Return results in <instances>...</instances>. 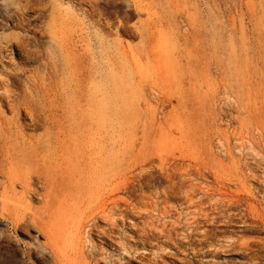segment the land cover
<instances>
[{"label": "rangeland", "instance_id": "1", "mask_svg": "<svg viewBox=\"0 0 264 264\" xmlns=\"http://www.w3.org/2000/svg\"><path fill=\"white\" fill-rule=\"evenodd\" d=\"M0 143L10 264H264V0H0Z\"/></svg>", "mask_w": 264, "mask_h": 264}, {"label": "bare ground", "instance_id": "2", "mask_svg": "<svg viewBox=\"0 0 264 264\" xmlns=\"http://www.w3.org/2000/svg\"><path fill=\"white\" fill-rule=\"evenodd\" d=\"M28 1H30V0H28ZM37 3L38 2L36 1V4ZM33 4L34 3H31V6ZM28 8L29 7H27V9ZM31 8H33V6ZM21 14H22V12H21ZM41 77L42 78L46 77V71H44L41 74ZM21 104L19 103L17 105H12V110L14 111V114L15 115H20L21 114V115H23V117L24 116L25 117L26 116L29 117L30 123L27 126L30 129H36L38 127H41L42 124H43V122H42L43 116L41 115L40 111L37 109L38 106L37 105H33V104H31L30 102H27V101H25L24 103H21ZM17 133L18 134L16 135V138L17 137L19 138V134L20 133L19 132H17ZM20 135L22 136L21 140H23L25 143L32 142V138H33L32 135H29L26 138L24 137V135H22V134H20ZM12 147L15 148L17 146L13 145ZM10 148H11L10 145H6L5 143H3V144L0 143V174L4 173V171H3L4 170L3 169L4 166H5V169H6L5 173H7L6 181L0 183L1 187L3 188L2 191L0 192V195H2L4 198H7L9 200L12 199L14 202L18 201V199L14 198V197L12 198L11 196H7L5 194V192H7L6 190L12 191V194L16 196L17 195V191H15V188H16V186H20V189H21L20 193L21 194H23L25 197H28V198H35L36 195L38 194L39 189L42 186L41 183L45 179L44 175H43L44 172H42V170H40V169L43 168V166L45 167L44 164H46L45 163L46 161L39 160L38 156H39L40 152H39L38 148H34L33 146L30 149H27L25 147H21L20 146L19 149H18V154L16 156H14V157L12 156L13 153L11 152ZM36 164H38V165L40 164V165H42V167L40 168L38 166V168H36ZM105 192H106L105 195H109V194L112 193V190L111 189H107ZM103 197H105V196H103ZM103 197H101V195L99 196V198H98L99 199V204L96 206L97 210L90 214L91 215V217H90L91 220L96 217L97 213L100 214V212L104 211L106 206L103 207L102 204H105V205L113 204L112 206L109 207V210L112 211L114 209L113 206H114V204H116V201H114L113 199H107V201H104V200L101 199ZM105 198H108V196L105 197ZM100 199L102 200L101 202H100ZM124 203H125V205L123 206V210L127 212L128 209H129V204L126 201ZM92 209H94V208H92ZM10 215H11V216H9L10 222L12 223V225H16L17 222L20 219L19 216H16V215H13V214H10ZM29 220L32 223H35L34 222L35 220L33 218H30ZM37 246L40 247V249L43 252L44 251L45 252L48 251L47 253H50L52 255V257L54 256L55 252L53 253L51 248L46 243H40V244L38 243L37 245H35V247H37ZM35 247H34V249H35ZM31 251H32V248L26 247V253L27 254H30ZM54 259H56V258H54ZM57 261L55 260V262H56L55 264H57L59 262V261L58 262ZM0 264H10V262L7 260V258L1 253H0Z\"/></svg>", "mask_w": 264, "mask_h": 264}]
</instances>
